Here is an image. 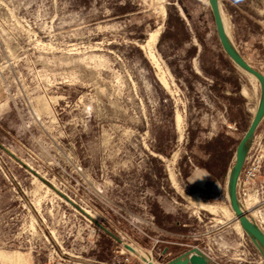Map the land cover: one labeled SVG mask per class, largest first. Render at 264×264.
I'll list each match as a JSON object with an SVG mask.
<instances>
[{
	"label": "rangeland",
	"instance_id": "374dc122",
	"mask_svg": "<svg viewBox=\"0 0 264 264\" xmlns=\"http://www.w3.org/2000/svg\"><path fill=\"white\" fill-rule=\"evenodd\" d=\"M220 3L239 53L263 67L264 0ZM261 95L208 0H0V264L121 259L100 227L90 242L74 209L87 204L161 264L193 249L264 264L229 200Z\"/></svg>",
	"mask_w": 264,
	"mask_h": 264
},
{
	"label": "water",
	"instance_id": "95a60500",
	"mask_svg": "<svg viewBox=\"0 0 264 264\" xmlns=\"http://www.w3.org/2000/svg\"><path fill=\"white\" fill-rule=\"evenodd\" d=\"M208 2L212 10L216 32L223 50L237 66L242 68L251 76L255 77L262 89L261 99L254 117L252 118L249 127L247 128L236 148L235 163L230 171L229 176V200L231 208L234 211L236 218L239 220L243 231L250 237L251 241L257 247L264 258V231L253 219V217L247 212V210H244V206L238 197V182L245 165L248 152L252 145L256 130L264 119V75L258 69L254 68L239 53L234 43L232 42L224 23L220 0H208ZM98 225L116 241L122 243L125 247L135 252L138 256H140V258H142V260L147 261V258L145 256L137 252L130 244L120 239L107 227L100 223H98ZM193 250H196L197 253L191 255L190 258L182 260L180 259V257L183 255L182 254L175 259L169 260L168 264H210L209 259L204 254H202L197 249ZM149 264L154 263L150 262Z\"/></svg>",
	"mask_w": 264,
	"mask_h": 264
},
{
	"label": "built area",
	"instance_id": "2783aa9c",
	"mask_svg": "<svg viewBox=\"0 0 264 264\" xmlns=\"http://www.w3.org/2000/svg\"><path fill=\"white\" fill-rule=\"evenodd\" d=\"M252 65V64H251ZM264 75V66L258 69ZM261 123H264V119ZM238 197L242 202L243 206L247 209V212L253 217V219L258 223L261 229L264 231V136L260 138L259 141L256 139V135L254 136L252 145L248 152L245 165L243 167L239 182H238ZM253 198V205H249V201ZM72 208L75 205L74 201H70ZM87 207H76L74 208L77 214L83 218L81 220L85 221V225L88 229V237L90 238V242L93 243L94 237L98 233L99 229V213L93 208V206L87 204ZM154 217H151L150 221H148L149 225L154 226L153 224ZM101 224V223H100ZM101 228V227H100ZM120 239L130 244L137 252L141 253L142 248L137 245V243L133 242L129 235L122 231L116 234ZM116 241V240H115ZM119 245V255L123 260L121 261H99L91 258H85L84 263H79L76 261H72L73 264H146V261L142 260L140 256H138L135 252L131 251L127 247H125L122 243L116 241ZM160 239L156 238L155 243H159ZM168 242L169 241H165ZM256 247V246H255ZM257 248V247H256ZM241 252V256H247V252L249 254V250L245 247ZM229 250V249H228ZM247 250V252H246ZM258 250V249H257ZM148 251V250H146ZM150 252L154 264L158 261L155 260L152 250ZM259 252V250H258ZM56 253L59 251L56 249ZM142 254V253H141ZM79 258V255L76 256ZM239 260H243V262H247L246 258L239 257ZM210 262H212L209 259ZM70 264V260L68 261ZM262 262V261H261ZM158 264H161L158 262Z\"/></svg>",
	"mask_w": 264,
	"mask_h": 264
},
{
	"label": "bare ground",
	"instance_id": "6f19581e",
	"mask_svg": "<svg viewBox=\"0 0 264 264\" xmlns=\"http://www.w3.org/2000/svg\"><path fill=\"white\" fill-rule=\"evenodd\" d=\"M162 13H163V16H166V8H165V7L162 8ZM227 32H228V31H227ZM228 34H229V33H228ZM156 35H157V31L152 32V33H151V38L154 39ZM230 38H231V37H230ZM179 116H180V115H179ZM249 205H250V206L253 205V198H251V200L249 201ZM210 207H211V206H210ZM223 210H224V209H223ZM244 210H247V209L244 207ZM233 212H234V211H233ZM234 215H235V213H234ZM235 217H236V215H235ZM236 219H237V218H236ZM237 220H238V219H237ZM238 221H239V220H238ZM236 223H238V222H236ZM240 227H241V226H240ZM240 232H241V231H240ZM141 253H142L143 256H145V257L147 258L146 264H149L150 262L154 263V262H153V258H152V256H151L150 252L142 250ZM196 253H197L196 250H190V251H188L187 253L183 254V255L180 257V259H182V260L188 259V258L191 257V255L196 254ZM155 264H158V262L155 263Z\"/></svg>",
	"mask_w": 264,
	"mask_h": 264
},
{
	"label": "crops",
	"instance_id": "0c3cea01",
	"mask_svg": "<svg viewBox=\"0 0 264 264\" xmlns=\"http://www.w3.org/2000/svg\"><path fill=\"white\" fill-rule=\"evenodd\" d=\"M204 174V173H203ZM203 174H201V175H199V176H201V178L202 179H200L201 181L200 182H202L203 180H204V178L206 177L205 176V174L203 175ZM205 176V177H204ZM204 185V184H203ZM202 185V188H204V186ZM211 190H213V189H211ZM151 219V218H150ZM147 222V221H146ZM149 224V223H148ZM153 224H154V222H153ZM155 225V224H154ZM139 229V231H141V230H143L141 227H139L138 228ZM172 236L170 237H168V238H174V236L175 235H182L180 232H172ZM148 237L151 239V241H150V243H149V247H150V249H153L154 247H156V243H155V239L157 238V234L155 233V232H150L149 233V235H148ZM175 237H179V236H175ZM178 240H180V238H177V240H176V242H179ZM171 241H173L172 239L170 240V242L169 243H172ZM135 242V241H134ZM135 243H137V242H135ZM137 245H139L142 249H144L142 246H141V243H137ZM113 260H116V261H121V260H123L122 258L120 259V257H118L117 255H114V257H113Z\"/></svg>",
	"mask_w": 264,
	"mask_h": 264
},
{
	"label": "trees",
	"instance_id": "16d2710c",
	"mask_svg": "<svg viewBox=\"0 0 264 264\" xmlns=\"http://www.w3.org/2000/svg\"><path fill=\"white\" fill-rule=\"evenodd\" d=\"M227 55V54H226ZM228 56V55H227ZM229 57V56H228ZM230 58V57H229ZM235 85V81L232 82ZM213 140V139H212ZM213 142V141H212ZM228 142V141H227ZM229 148V142L226 145H220V143L217 144V151L220 150H227ZM219 153V152H218ZM211 158H212V154L211 151L209 152ZM206 169L208 170V172L210 173L211 177H213L215 180H218L220 177V174H214V171L211 169V167H206Z\"/></svg>",
	"mask_w": 264,
	"mask_h": 264
}]
</instances>
